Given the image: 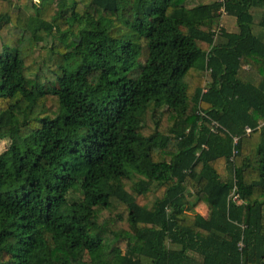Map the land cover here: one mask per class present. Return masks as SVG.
I'll return each mask as SVG.
<instances>
[{"label":"trees","instance_id":"1","mask_svg":"<svg viewBox=\"0 0 264 264\" xmlns=\"http://www.w3.org/2000/svg\"><path fill=\"white\" fill-rule=\"evenodd\" d=\"M27 7L0 0V264H264V0Z\"/></svg>","mask_w":264,"mask_h":264},{"label":"rangeland","instance_id":"2","mask_svg":"<svg viewBox=\"0 0 264 264\" xmlns=\"http://www.w3.org/2000/svg\"><path fill=\"white\" fill-rule=\"evenodd\" d=\"M213 2H218L220 0H211ZM34 3V2H37V0H27V5L28 7L27 8H30V5L31 3ZM188 7H191L192 5L191 4H187ZM251 13L253 14L254 16V33L257 34V35H261L262 34V29L258 26V23L260 22L261 20V9H252L251 10ZM27 18V15L23 13V19L21 21H24L25 19ZM221 26L222 28L227 31V32H235L237 31V26H236V21L234 18L232 17H228V16H223L222 19H221ZM42 55L43 53H41L40 55V51L39 50H36L35 52V58L36 60L40 61L42 59ZM250 69L248 68V70H244L243 68L241 69V74L242 75H248L247 78H249V80L253 83H258L259 80H260V73H256V72H250L249 71ZM246 72V73H245ZM249 72V73H248ZM248 73V74H247ZM9 146V141L8 140H4L0 143V153L4 152L7 147ZM139 178H135L134 181L138 180ZM196 211L198 213H200L202 216H206L207 217V209L204 205H199L196 207ZM191 256H193L198 262L200 261V259L195 256L194 254H191Z\"/></svg>","mask_w":264,"mask_h":264},{"label":"built area","instance_id":"3","mask_svg":"<svg viewBox=\"0 0 264 264\" xmlns=\"http://www.w3.org/2000/svg\"><path fill=\"white\" fill-rule=\"evenodd\" d=\"M218 13H219L222 17H223V16H226V13H225V11H224L223 8H221V9L219 10ZM221 28H222V26H220V28H219L218 30L214 31V34H213V35H214V36H213V40H214V42H215L217 36L220 34V29H221ZM242 68H243L244 70L247 71L249 67H247V66H243ZM211 127H212V129H211V132H212V133H216V130H218V129L221 128V127L218 125V123L215 122V121H211ZM261 127H264V121L259 122L258 125H257V127H256V129H259V128H261ZM252 131H253V130H252L251 128L246 127V128L243 130V136L248 137V136L252 133ZM238 140H239V138H237V137H232L233 148L236 146ZM236 153H237V151H236L235 149H233V150H232V155H231V157L229 158V161H230V162H233V157L236 155ZM231 197H232V201L235 202L237 205H240V204H241V202H240V200L237 198V196L234 195V191H233V193L231 194ZM241 228L244 229L243 226H242ZM241 247H242V245L239 244V248H241Z\"/></svg>","mask_w":264,"mask_h":264},{"label":"crops","instance_id":"4","mask_svg":"<svg viewBox=\"0 0 264 264\" xmlns=\"http://www.w3.org/2000/svg\"><path fill=\"white\" fill-rule=\"evenodd\" d=\"M261 13H262V9H261ZM246 73V72H245ZM249 73V72H248ZM247 73V74H248ZM246 79H248L249 80V78H247L248 77V75H243ZM208 212V211H207ZM206 217V216H205Z\"/></svg>","mask_w":264,"mask_h":264}]
</instances>
